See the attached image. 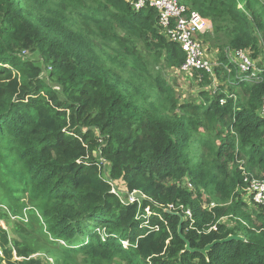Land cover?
I'll list each match as a JSON object with an SVG mask.
<instances>
[{
    "label": "trees",
    "instance_id": "obj_1",
    "mask_svg": "<svg viewBox=\"0 0 264 264\" xmlns=\"http://www.w3.org/2000/svg\"><path fill=\"white\" fill-rule=\"evenodd\" d=\"M133 1L0 0V264H264V211H249L264 207L243 192L264 179V0H177L212 21L201 40L223 64L195 100L154 69L185 53ZM227 49L260 59L251 81ZM178 214L193 249L244 240L191 253Z\"/></svg>",
    "mask_w": 264,
    "mask_h": 264
},
{
    "label": "built area",
    "instance_id": "obj_2",
    "mask_svg": "<svg viewBox=\"0 0 264 264\" xmlns=\"http://www.w3.org/2000/svg\"><path fill=\"white\" fill-rule=\"evenodd\" d=\"M132 5L136 9L151 5L158 10L160 29L168 39L178 43L185 53V62L180 67V72L189 73L204 70L210 77L214 78L216 69L214 67L218 64L208 56L206 46L201 40L203 35L210 33L213 29V23L210 19L179 4L177 0H135ZM232 61L237 65L240 72L245 74L247 80L251 81L255 73L259 71L253 66L250 55L245 50H234ZM230 97L232 96L230 95ZM221 102L223 104L225 101L222 100ZM261 111L264 115V101ZM245 182L244 190L248 198L254 204L264 207V179L250 177L246 174ZM128 198L134 202V194H130Z\"/></svg>",
    "mask_w": 264,
    "mask_h": 264
},
{
    "label": "rangeland",
    "instance_id": "obj_3",
    "mask_svg": "<svg viewBox=\"0 0 264 264\" xmlns=\"http://www.w3.org/2000/svg\"><path fill=\"white\" fill-rule=\"evenodd\" d=\"M205 45L207 47L206 52H207L208 56L210 58H212L218 64L214 68L219 69L222 65V63H221L222 59L220 57V52L218 51V47H213L212 45H210L208 43ZM209 47H211V48L209 49ZM139 51H140L142 57H144L145 59L148 58L147 57L148 53L143 48H139ZM245 51H247L248 54L250 55V58L254 64L253 66L255 68H257L259 66L258 63H260V59L258 57L254 58L252 55V52L250 50H245ZM226 55L231 60L234 56V51H229V49H227ZM24 56L28 59H32L33 62H35L36 64L41 66L42 70H43L42 71V77L45 80V82L48 83L49 85H54V80L50 77V74H49L51 69L49 66L46 65L45 61L41 58L39 53L27 52V53H25ZM154 69L155 70L159 69V71L162 73L163 77L166 79L168 84L171 85L176 90V94L179 97H185L188 100H193V99L195 100L199 96L200 92L208 91V90L215 91L216 89H218L219 85H221V82L218 80L219 79L218 77H216L214 80L211 79L212 82L210 84H205L202 79L204 77V73L205 74H207V73L204 70H198V71H191L189 73H183V72L179 71V69H180L179 68L178 71L172 72V70L165 64V61H163V60H161L156 65H154ZM216 69H215V73H216ZM197 75H198V77H197ZM56 88L57 87H55V89ZM101 161L105 164L103 159ZM105 177L107 179H109V176L107 173H106ZM111 183L114 185L119 196L124 201H129L128 193H126L124 183L122 181H114L112 179H111ZM243 192L246 194V197H248L246 191L244 190ZM134 197L135 198H133V200L136 201L138 196L136 194H134ZM253 208L254 207L251 206L249 208V211H255L256 213L264 211L261 209H256V208L253 209ZM1 222H2L1 224L3 225V227L6 228L11 233V230L13 228V223L12 222L6 223L5 221H1ZM100 229L103 230V228H100ZM125 243L126 242H123V244H125ZM37 257L43 259L44 264H58L56 257H54L52 255H47L44 253H38V254H35L33 256V258H37ZM59 264H62V262H60ZM112 264H124V262L122 260H120V258H115L113 260Z\"/></svg>",
    "mask_w": 264,
    "mask_h": 264
},
{
    "label": "water",
    "instance_id": "obj_4",
    "mask_svg": "<svg viewBox=\"0 0 264 264\" xmlns=\"http://www.w3.org/2000/svg\"><path fill=\"white\" fill-rule=\"evenodd\" d=\"M168 212H170V211H168ZM178 215L181 218L180 223H179V227H178L179 234H180L181 238L183 239V241H185V243H186V251H189L191 253H195V252L199 251L201 254L207 255V253L211 250V248L214 247L217 244L226 243V242H230V241H236V240H238V241L239 240H244V238L242 236L230 235L226 239L214 241L213 243L207 245L205 248H203L201 250L193 249L191 247V243L181 233L182 232V225H183V222H184V217L181 214H178Z\"/></svg>",
    "mask_w": 264,
    "mask_h": 264
},
{
    "label": "clouds",
    "instance_id": "obj_5",
    "mask_svg": "<svg viewBox=\"0 0 264 264\" xmlns=\"http://www.w3.org/2000/svg\"><path fill=\"white\" fill-rule=\"evenodd\" d=\"M26 53V52H25ZM213 78V77H212ZM130 194H128V196H129ZM130 201V200H129ZM130 202H132V201H130Z\"/></svg>",
    "mask_w": 264,
    "mask_h": 264
},
{
    "label": "crops",
    "instance_id": "obj_6",
    "mask_svg": "<svg viewBox=\"0 0 264 264\" xmlns=\"http://www.w3.org/2000/svg\"><path fill=\"white\" fill-rule=\"evenodd\" d=\"M222 63V62H221Z\"/></svg>",
    "mask_w": 264,
    "mask_h": 264
}]
</instances>
